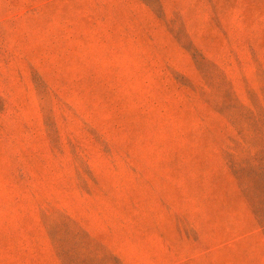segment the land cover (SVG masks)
I'll return each mask as SVG.
<instances>
[{
  "label": "rangeland",
  "instance_id": "374dc122",
  "mask_svg": "<svg viewBox=\"0 0 264 264\" xmlns=\"http://www.w3.org/2000/svg\"><path fill=\"white\" fill-rule=\"evenodd\" d=\"M0 264H264V0H0Z\"/></svg>",
  "mask_w": 264,
  "mask_h": 264
}]
</instances>
